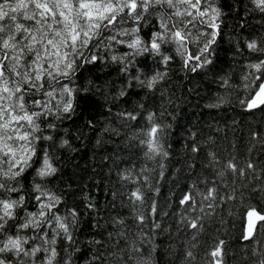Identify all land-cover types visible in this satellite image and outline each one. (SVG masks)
I'll list each match as a JSON object with an SVG mask.
<instances>
[{
  "label": "trees",
  "instance_id": "1",
  "mask_svg": "<svg viewBox=\"0 0 264 264\" xmlns=\"http://www.w3.org/2000/svg\"><path fill=\"white\" fill-rule=\"evenodd\" d=\"M185 7L181 5L180 10ZM212 7L220 15L215 20L218 28L211 71L191 72L184 67L188 53L198 52L211 39L213 29L199 21L189 26L184 56L175 44L162 46L164 55L172 57L168 62L133 56L126 44L107 49L101 45L102 59L94 64L81 61L70 85L80 89L75 111L70 117L45 118L39 133L52 137L37 143L48 151L56 173L41 179L34 167L19 178V184L9 182V187L20 191H0V200L24 197V203L14 210L17 219L6 225L0 239L6 242L9 235L15 237L19 224L26 222V213H35L39 219L40 205L35 199L39 193L33 191L36 183L60 198L57 215L76 211L74 222L68 218L72 239L57 236L47 224L43 225L47 236L34 228L22 229L19 235L28 241L22 247L28 252L33 248L42 251L34 256L5 252L7 264H47L53 248L57 253L53 264L264 261V221L244 239L247 213L258 210L264 215V105L249 110L241 103L252 97L264 77L249 67L264 60V55L247 47L256 41L264 48V12L253 0H215ZM189 10L196 14L195 9ZM174 11L149 9L151 14L144 13L140 21L128 20L117 31L138 27L139 37L148 40L160 30V16ZM212 15L208 10L209 19ZM113 55L125 58L113 61ZM157 73L163 78L152 88L140 83ZM129 114L136 119H129ZM154 126L158 127V152L148 147ZM193 147L199 150L193 152ZM229 161L246 174H233L226 168ZM249 162L255 165L254 171L247 168ZM213 187L215 198L205 200ZM137 189L141 200L131 197ZM185 195L196 203L181 205ZM193 220L198 221L195 229L190 226ZM220 241L225 242L222 257H213Z\"/></svg>",
  "mask_w": 264,
  "mask_h": 264
},
{
  "label": "snow or ice",
  "instance_id": "2",
  "mask_svg": "<svg viewBox=\"0 0 264 264\" xmlns=\"http://www.w3.org/2000/svg\"><path fill=\"white\" fill-rule=\"evenodd\" d=\"M214 3L215 0H0V191H20L21 189L15 186L9 187V182L19 184V178L34 167L35 175L41 179L54 176L57 169L53 167L48 151L38 147V141L52 139L51 136L39 135L41 125L45 118L54 115L57 118L64 115L70 117L75 111L76 94L80 89L70 85L74 82L77 70L82 66L81 61L84 64H94L103 58L98 51L101 45L107 49L113 44H126L127 48L132 50L133 56L159 57L168 62L172 57L164 55L162 46L175 44L176 51L184 56L185 41L189 39V26L195 27V22L199 21L200 24L213 29L210 33L211 39H207L198 52L188 53L184 67L191 72L201 69L211 71L213 60L210 57L214 51L212 46L216 42L215 29L218 28L215 20L220 15L219 10L212 7ZM253 3L257 9L264 12V0H253ZM181 5L186 6L183 12L180 10ZM157 7L175 11L160 16V30L153 32L148 40L139 37L138 27L117 31L122 29L128 20L140 21L144 18V13L151 14L149 9ZM189 8L195 9L196 14ZM208 10L213 14L210 19ZM21 20L29 23L20 22ZM128 40L131 42L128 43ZM247 47L264 55V48L258 47L256 41L249 42ZM93 49L97 51L93 52ZM124 58L115 55L111 57L113 61ZM249 67L264 75V60ZM162 78L163 74L157 73L151 80L140 83L152 88ZM259 89L256 92L258 98L264 96V83L259 85ZM84 91L87 92L88 89ZM120 95H125L124 91H121ZM241 103H246L247 108L251 110L264 105V98H261L259 103L255 98L250 102ZM128 118L136 119L131 114ZM148 119L151 121L152 116ZM48 127L54 128L55 124H48ZM157 132L158 127H152L153 139L148 142L150 152L159 151L155 138ZM198 150V147L192 148L193 152ZM41 152L43 156L40 155ZM212 160L215 161L214 155ZM226 168L233 174H246L232 161H229ZM247 168L254 171L255 165L249 162ZM33 191L39 193L35 197L40 205L39 219L35 213H26V222L19 224L17 235H9L6 242L0 239V264H7L6 257L2 255L5 252H15L17 256H34L42 251L41 248H33L28 252L22 247L28 242L19 235L22 229L34 228L37 232H45L43 225L47 224L48 229L57 236L65 235L69 240L72 239L68 218L71 217L74 222L76 211L72 210L66 216L57 215L60 198L46 192L39 183L34 184ZM215 194L216 188H210L204 199L212 200ZM131 197L141 200L140 190L132 192ZM188 202L193 205L196 203L190 195H185L180 201L181 205ZM23 203V196L19 200H0V236H3L6 225L17 219L14 210ZM155 211L154 204L153 212ZM252 216L264 221V215L249 212V217ZM139 220L143 223L144 217L140 216ZM190 226L197 228L198 221L193 220ZM249 236L251 231L244 239ZM51 243L54 244L55 241ZM224 243L220 241V245L211 253L213 257H222L221 248ZM56 254L53 248L47 264H53ZM188 256L191 257L192 253L189 252ZM216 264H221V260H217ZM261 264H264V261H261Z\"/></svg>",
  "mask_w": 264,
  "mask_h": 264
},
{
  "label": "water",
  "instance_id": "3",
  "mask_svg": "<svg viewBox=\"0 0 264 264\" xmlns=\"http://www.w3.org/2000/svg\"><path fill=\"white\" fill-rule=\"evenodd\" d=\"M261 83H264V77H263V80L261 81ZM260 83V84H261ZM260 89H259V86L257 88V90L254 92V94L252 95V97L248 100L249 102L252 100V99H256L257 100V103H259V100L261 98H264V96L262 97H256V92H258ZM250 212H255L257 213L258 215H263L262 212L258 211V210H252ZM261 220H258L256 218V216H252V217H249V212L247 213L246 217H245V225H244V237L245 236H248L249 234V231H251V236L254 234L255 230H256V227L258 225V223L260 222ZM250 237V236H249Z\"/></svg>",
  "mask_w": 264,
  "mask_h": 264
}]
</instances>
